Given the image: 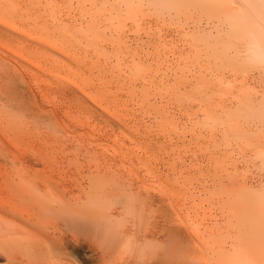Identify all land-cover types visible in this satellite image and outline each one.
Wrapping results in <instances>:
<instances>
[{
    "label": "rangeland",
    "instance_id": "rangeland-1",
    "mask_svg": "<svg viewBox=\"0 0 264 264\" xmlns=\"http://www.w3.org/2000/svg\"><path fill=\"white\" fill-rule=\"evenodd\" d=\"M0 47V187L19 153L134 158L204 264H264V0H0Z\"/></svg>",
    "mask_w": 264,
    "mask_h": 264
},
{
    "label": "bare ground",
    "instance_id": "bare-ground-1",
    "mask_svg": "<svg viewBox=\"0 0 264 264\" xmlns=\"http://www.w3.org/2000/svg\"><path fill=\"white\" fill-rule=\"evenodd\" d=\"M77 160L87 163L77 181L43 155L9 161L0 187V264H204L187 246L170 180L134 158ZM239 249L237 259L258 261L247 246Z\"/></svg>",
    "mask_w": 264,
    "mask_h": 264
}]
</instances>
